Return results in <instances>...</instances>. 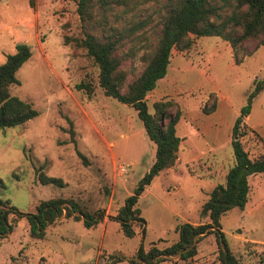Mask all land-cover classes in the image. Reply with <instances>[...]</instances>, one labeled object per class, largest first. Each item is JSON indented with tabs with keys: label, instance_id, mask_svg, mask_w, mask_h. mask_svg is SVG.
Wrapping results in <instances>:
<instances>
[{
	"label": "rangeland",
	"instance_id": "1",
	"mask_svg": "<svg viewBox=\"0 0 264 264\" xmlns=\"http://www.w3.org/2000/svg\"><path fill=\"white\" fill-rule=\"evenodd\" d=\"M165 1L119 0L105 11L94 1L87 23L76 11L77 0H35L34 6L28 0H0V64L17 44L30 47L31 57L17 70L19 84L11 93L38 111L23 124L0 129V198L24 213L56 197L70 198L90 213L105 212L91 228L82 219L61 216L45 227L42 238L30 234L22 217L1 240L0 264H129L141 245L162 249L174 243L181 224L209 222L201 207L234 163L232 126L254 81L264 86V46L257 39L245 41L248 55L239 63L219 36H193L189 48L172 49L167 73L146 102L150 113L157 101L170 102L171 116L178 110L175 130L182 139L177 160L138 198L144 235L134 225L135 235L127 237L114 216L153 163L156 146L136 110L104 94L98 67L73 41L102 26L119 29L123 39L116 54L129 70V81L144 68L142 49L156 44ZM82 82L91 91L78 88ZM243 120L245 150L253 158L264 154V87ZM120 165L127 170L123 175ZM36 169L60 177L64 186L42 184ZM248 181L244 208L231 209L219 222L240 264H258L256 255L264 250V172ZM218 254V241L210 233L196 243L193 257L156 264H221ZM111 255L124 260L113 263Z\"/></svg>",
	"mask_w": 264,
	"mask_h": 264
},
{
	"label": "trees",
	"instance_id": "2",
	"mask_svg": "<svg viewBox=\"0 0 264 264\" xmlns=\"http://www.w3.org/2000/svg\"><path fill=\"white\" fill-rule=\"evenodd\" d=\"M97 1L105 11L119 0H77L76 11L82 21H92V8ZM34 6L35 0H28ZM224 9H229L224 12ZM160 34L156 44L146 46L140 55L144 68L128 81L129 70L121 65L122 58L116 54L123 34L117 28L103 26L95 32H86L82 38H73L75 45L86 50L88 57L98 67V83L104 94L121 103L132 106L142 121L148 137L155 143V159L148 171L141 177L134 191L125 198L114 219L118 220L123 234L135 235L134 225L142 228L144 218L137 207L139 196L146 186L165 169L174 166L181 138L176 135L175 125L179 117L168 113L170 102L157 101L150 113L146 95L155 88L157 81L167 73L173 48L184 50L190 47L192 37L219 36L230 44L234 60L239 63L248 52L244 42L257 39L264 46V0H166L161 15ZM64 41L68 43V38ZM131 52H126L129 55ZM132 54V53H131ZM31 57L30 47L26 43L15 46V52L8 54L0 64V129L14 127L33 119L38 111L33 105L11 93V87L19 84L17 70ZM78 88H87L89 83H80ZM262 81H254L245 104L240 108L231 130V145L234 163L225 175L224 183L215 185L208 199L201 207V216L209 222L193 224L185 222L177 228L178 239L165 248L152 245L144 249L141 245L129 264H156L166 258L178 256L187 260L196 253V243L205 235L213 233L219 246L221 264H240L230 251L220 227V218L233 208L243 209L250 192L249 176L264 172V154L251 157L245 150L241 138L247 133L243 120L250 113L254 97L263 89ZM253 132V130H251ZM264 143V140H262ZM37 179L42 184L64 186L60 177L46 175L36 169ZM104 210L90 213L82 209L70 198H50L40 201L35 212L19 211L10 199L0 198V243L13 230L14 223L25 217L30 224V234L36 238L45 235V227L61 216L82 219L85 227L91 228L103 220ZM258 264H264V250L257 255ZM113 263L124 260L123 256L111 255Z\"/></svg>",
	"mask_w": 264,
	"mask_h": 264
},
{
	"label": "built area",
	"instance_id": "3",
	"mask_svg": "<svg viewBox=\"0 0 264 264\" xmlns=\"http://www.w3.org/2000/svg\"><path fill=\"white\" fill-rule=\"evenodd\" d=\"M119 173H120V175H123L124 173H126V167L125 166H123V165H120L119 166Z\"/></svg>",
	"mask_w": 264,
	"mask_h": 264
},
{
	"label": "crops",
	"instance_id": "4",
	"mask_svg": "<svg viewBox=\"0 0 264 264\" xmlns=\"http://www.w3.org/2000/svg\"><path fill=\"white\" fill-rule=\"evenodd\" d=\"M182 139V138H181Z\"/></svg>",
	"mask_w": 264,
	"mask_h": 264
}]
</instances>
